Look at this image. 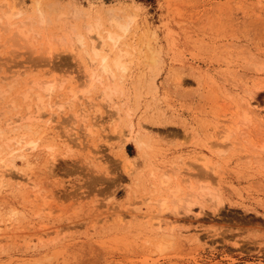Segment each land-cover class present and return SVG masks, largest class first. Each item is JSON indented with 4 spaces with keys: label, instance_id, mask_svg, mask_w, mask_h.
<instances>
[{
    "label": "rangeland",
    "instance_id": "374dc122",
    "mask_svg": "<svg viewBox=\"0 0 264 264\" xmlns=\"http://www.w3.org/2000/svg\"><path fill=\"white\" fill-rule=\"evenodd\" d=\"M258 66L264 0H0V264H264Z\"/></svg>",
    "mask_w": 264,
    "mask_h": 264
},
{
    "label": "bare ground",
    "instance_id": "6f19581e",
    "mask_svg": "<svg viewBox=\"0 0 264 264\" xmlns=\"http://www.w3.org/2000/svg\"><path fill=\"white\" fill-rule=\"evenodd\" d=\"M13 11V10H12ZM11 12V11H10ZM13 13V12H12ZM11 13V14H12ZM113 14L111 13V16H112ZM115 15V14H114ZM108 16H110V15H108ZM11 19V18H10ZM109 24H110V29L109 30H102L101 32H100V30H101V28H102V24L99 22V20H97V21H95L94 23H92V24H90V25H88L86 28H87V32H88V34H89V38L88 39H90L89 41H90V45H91V41H92V45H91V49H89V50H87L86 49V41H85V38L84 37H82V36H80L79 35V39H78V42H80L79 44H81V47L83 48V52H84V54L86 55V59H87V63H89V67H90V69L92 70V76L91 77H95L94 79L95 80H98V82L100 81V82H102V80H104V79H106V80H113L114 79V77H115V72H114V69L116 70V71H118V72H123V71H125L126 70V67H125V63L124 62H122V59L123 58H125L126 57V53L125 52H123V51H121V50H119V54H118V56L113 60V63H112V65L109 63V59L108 58H106V57H104V56H101V53H100V50H99V47H97V45H96V43L95 42H99V44L100 45H103L106 41H108V42H110L114 47H117V45H118V43L120 42V40H121V38H122V36H120V34L118 33V32H116V31H114V29H120V30H125V28H126V26L122 23V21L120 20V19H118V18H116L115 16H112V17H110L109 18ZM102 32H106V36H103L102 35ZM87 34V35H88ZM98 44V43H97ZM89 46V45H88ZM50 52V51H49ZM254 55V54H253ZM252 58V57H251ZM255 61V60H254ZM261 61H263V59L261 60ZM255 62H257V61H255ZM259 62H260V58H259ZM262 63V62H261ZM257 64V63H256ZM255 65V64H254ZM260 65H263V64H260ZM256 66V65H255ZM259 67V66H258ZM260 68V67H259ZM97 69L99 70V72H100V74L98 73V71H97ZM257 70H258V68H257ZM264 70V66H261V68H260V70H258L259 72L260 71H263ZM263 74V73H262ZM264 75V74H263ZM94 79H92L93 81H94ZM92 81V83H94V82H97V81H94L93 82ZM33 82V84L34 83H38V82H34V81H32ZM32 82H31V85H33L32 84ZM41 83V82H40ZM45 83V82H44ZM103 83V82H102ZM101 83V84H102ZM9 84V83H8ZM47 84V83H46ZM39 86H40V84H38ZM93 85V84H92ZM92 85H91V87H92ZM42 86V85H41ZM45 86V85H44ZM106 88H104L105 90H104V92H103V96L105 95L106 96V94H107V90H109L110 88L108 87V86H106V85H104ZM51 87L52 86H50V83H49V85L47 84V86H45V87H40L41 89L42 88H44L45 89V91H46V89H47V91L48 92H51L52 93V90H51ZM32 88V87H31ZM37 88H39L38 86H37ZM36 87L35 88H33V89H37ZM53 88V87H52ZM32 89V90H33ZM40 89V90H41ZM103 89V88H102ZM29 90V89H28ZM28 90H26V91H28ZM37 90H39V89H37ZM46 91V92H47ZM7 92V91H6ZM42 92H43V89H42ZM47 92V93H48ZM102 93V92H101ZM25 94V93H24ZM39 94V92L37 93V95ZM71 94H72V99L74 98V100L76 99V98H78V94L76 93V92H74V91H72L71 90ZM253 92H247L246 93V95H247V98H244L243 99V112H244V117H243V119L246 121H251V120H254V122H256V123H258V125L260 126V128H264V114L262 113V111L260 110V106H259V104H258V100L256 99V95L255 96H253ZM40 95V94H39ZM50 94H48V96H49ZM83 95V94H82ZM25 96V95H24ZM107 96H108V94H107ZM106 98V97H105ZM38 100H39V97H38ZM37 100V101H38ZM40 102H42V100H40ZM44 104V103H43ZM59 106V105H58ZM29 107V106H28ZM59 108H60V106H59ZM62 108V107H61ZM12 110V109H11ZM60 110H62V109H60ZM8 111V110H7ZM41 113V112H40ZM43 114V113H42ZM36 116H39V115H36ZM75 117V116H74ZM76 117H78V115H76ZM28 119H32V117H27ZM39 118H41L40 116H39ZM39 118L37 117V119L39 120ZM10 120V119H9ZM25 121V119H22V121ZM15 121V120H14ZM17 123V122H16ZM15 122L14 123H12V125L13 124H16ZM6 124H8V123H6ZM20 125V124H19ZM18 125V126H19ZM14 126V125H13ZM16 127V126H15ZM20 127V126H19ZM19 127H16V128H14V129H17V128H19ZM13 128V127H12ZM22 128V127H21ZM39 128V127H38ZM13 129V130H14ZM25 129V128H24ZM12 131V130H11ZM18 134V133H17ZM28 136H30V135H28ZM27 138V137H26ZM25 140V138H24V136L23 137H21V139H19L20 140V142H16L17 143V145H18V149L15 151L16 153L17 152H20V156L21 157H23V156H25V152L28 150V149H32L33 148V145L31 146V144H24L23 143V141ZM18 140V141H19ZM27 143H29V142H27ZM30 143H32V142H30ZM9 144V143H8ZM264 150V147L262 146V151ZM54 153V152H53ZM50 155H52V154H50ZM52 159H54V158H52ZM126 159H127V168H126V170H128L129 171V169L131 170L133 167L131 166L132 165V161H133V159L131 158V156H128V157H126ZM6 162V161H5ZM56 162V161H55ZM205 162H210V160L208 159H206V161H204V163ZM1 163H2V161H1ZM3 163H4V161H3ZM2 163V164H3ZM4 166H5V164H3ZM3 165H2V167H3ZM206 165V164H205ZM10 166V165H9ZM9 166H6V167H9ZM13 166V165H12ZM6 167H4L5 168V170H4V172H8V170H6L7 168ZM1 168V167H0ZM10 168V167H9ZM11 168H13V167H11ZM133 170V169H132ZM10 171H11V169H10ZM127 172V171H126ZM130 172V171H129ZM6 174V173H5ZM4 174V175H5ZM9 174H10V172H9ZM9 174H8V176H9ZM4 175L2 174H0V178H4ZM11 175V174H10ZM162 181V184L163 185H166L167 183H168V179H166V178H164L163 180H161ZM161 206L160 207H165V201H162L161 202V204H160ZM6 224H8V223H6ZM10 225L11 224H9V225H7L6 227L7 228H10ZM2 236H4V233H3V229H2V227H0V238L2 237Z\"/></svg>",
    "mask_w": 264,
    "mask_h": 264
}]
</instances>
